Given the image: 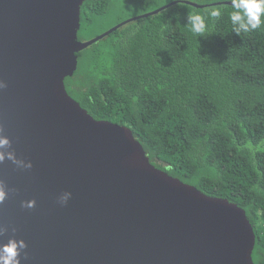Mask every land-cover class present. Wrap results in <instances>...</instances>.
<instances>
[{
  "label": "water",
  "instance_id": "water-1",
  "mask_svg": "<svg viewBox=\"0 0 264 264\" xmlns=\"http://www.w3.org/2000/svg\"><path fill=\"white\" fill-rule=\"evenodd\" d=\"M87 1L0 0V134L32 163L0 164L15 190L0 205V243L23 239L21 264H254L243 209L157 169L129 128L95 120L65 88L77 54L123 26L176 4L230 2H171L79 41ZM29 199L35 207L22 208Z\"/></svg>",
  "mask_w": 264,
  "mask_h": 264
},
{
  "label": "trees",
  "instance_id": "trees-1",
  "mask_svg": "<svg viewBox=\"0 0 264 264\" xmlns=\"http://www.w3.org/2000/svg\"><path fill=\"white\" fill-rule=\"evenodd\" d=\"M95 0L81 7L79 41L171 2ZM176 4L123 26L77 54L68 95L95 120L129 128L150 163L203 194L246 212L255 234L254 264H264V24L236 34L231 8ZM201 14L206 31H191ZM264 21V16L261 17Z\"/></svg>",
  "mask_w": 264,
  "mask_h": 264
},
{
  "label": "clouds",
  "instance_id": "clouds-1",
  "mask_svg": "<svg viewBox=\"0 0 264 264\" xmlns=\"http://www.w3.org/2000/svg\"><path fill=\"white\" fill-rule=\"evenodd\" d=\"M231 11L229 19L232 22L233 30L236 34L240 32L248 33L250 31L261 28L264 21L261 17L264 16V0H230ZM208 15L212 19H217L221 16V9L219 6H213ZM188 24L190 29L197 35L203 34L206 31V24L204 17L201 14H192L188 16ZM6 87L5 82L0 81V89ZM0 131H3L0 129ZM5 161L11 162L19 169H31L32 163L17 158L12 144L8 136L0 134V164ZM3 183H0V205H3L5 200L8 199L10 192ZM70 193H65L59 198L58 203L64 205L67 203ZM36 205L34 199L21 201L22 208L32 209ZM5 229L0 228V235L4 234ZM15 229L12 232L15 233ZM27 245L23 239H17L14 235L8 236L6 242L0 243V264H21V259H27V253L24 250ZM23 253V256L21 255Z\"/></svg>",
  "mask_w": 264,
  "mask_h": 264
},
{
  "label": "rangeland",
  "instance_id": "rangeland-1",
  "mask_svg": "<svg viewBox=\"0 0 264 264\" xmlns=\"http://www.w3.org/2000/svg\"><path fill=\"white\" fill-rule=\"evenodd\" d=\"M124 17L128 20V19H131V18H134V17H137V16L135 14H133L132 12L128 11V12H126ZM116 20H117V18L115 16H113L110 19H108L103 25V29L105 30L104 32H106V31L110 30L111 28H113L114 26H116L115 25Z\"/></svg>",
  "mask_w": 264,
  "mask_h": 264
}]
</instances>
